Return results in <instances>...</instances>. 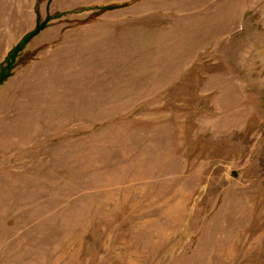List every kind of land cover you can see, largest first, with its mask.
Segmentation results:
<instances>
[{
	"label": "rangeland",
	"instance_id": "374dc122",
	"mask_svg": "<svg viewBox=\"0 0 264 264\" xmlns=\"http://www.w3.org/2000/svg\"><path fill=\"white\" fill-rule=\"evenodd\" d=\"M36 27L0 83V264H264V0H0V67Z\"/></svg>",
	"mask_w": 264,
	"mask_h": 264
},
{
	"label": "trees",
	"instance_id": "16d2710c",
	"mask_svg": "<svg viewBox=\"0 0 264 264\" xmlns=\"http://www.w3.org/2000/svg\"><path fill=\"white\" fill-rule=\"evenodd\" d=\"M116 7V6H115ZM115 7H104L102 8L103 10H108V9H111V8H115ZM39 30L38 27H36L34 30H32L31 32L27 33L22 39L21 41L11 49V51L8 53L7 57L5 58L4 60V64L1 65L0 67V83L6 78L9 76V70H11V68L13 67L14 65V62H15V57L18 53V51H20L24 44L29 40V38L31 36H33L37 31Z\"/></svg>",
	"mask_w": 264,
	"mask_h": 264
},
{
	"label": "crops",
	"instance_id": "0c3cea01",
	"mask_svg": "<svg viewBox=\"0 0 264 264\" xmlns=\"http://www.w3.org/2000/svg\"><path fill=\"white\" fill-rule=\"evenodd\" d=\"M130 10H133L132 7H124V8H119L113 11V13L116 14V17L118 18V21L120 22V27L126 25L129 22V19L131 17H129L128 13ZM125 16H127L126 18H124ZM135 17V15L133 16V18Z\"/></svg>",
	"mask_w": 264,
	"mask_h": 264
}]
</instances>
